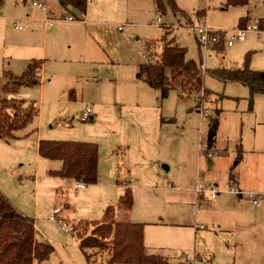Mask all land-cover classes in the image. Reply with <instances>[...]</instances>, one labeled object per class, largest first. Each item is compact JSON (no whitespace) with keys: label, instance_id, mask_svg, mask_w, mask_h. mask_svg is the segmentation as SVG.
Wrapping results in <instances>:
<instances>
[{"label":"rangeland","instance_id":"obj_1","mask_svg":"<svg viewBox=\"0 0 264 264\" xmlns=\"http://www.w3.org/2000/svg\"><path fill=\"white\" fill-rule=\"evenodd\" d=\"M39 1L45 3V0ZM174 1L178 12H174L170 0H162L163 8L158 7L157 0H89L88 16L85 18L88 22H98V25H89L93 32L89 34L91 38L87 43L81 42L79 35L81 43L75 42L68 50L72 45L71 39L62 37L54 41L48 37L44 92L43 84H38L22 87L18 94L5 93L3 89L6 86L12 88L14 83L0 76V112L13 119L28 111L29 105H33L37 111L32 122L17 133L20 139L12 141L9 147L1 142L5 151L0 152V157L5 154L6 158L0 160V164L8 166V171H2L6 173L2 177L10 175L18 189L26 194L27 203L32 207L36 195L39 196L41 210L37 214V225L54 241L51 242L54 253L41 264H89L81 250L79 234L89 235L94 226L92 223L102 222L104 213L100 211L102 206L99 204L103 193L99 197L83 198L75 183L64 182L48 174L46 167L57 168L61 164L59 161L42 162L49 164L37 166L35 154L38 136H42L43 140L98 145L99 179L104 183L119 175L132 184H154L157 181L155 171L162 172L164 166H172L171 178L176 171L178 177L185 179L197 171L200 154L209 149V123L218 119L216 148L212 151L222 155L217 158L213 153L210 157H201L205 165L218 159L212 177L219 180L222 188L229 187L231 170L236 177L240 174L248 185L258 176L261 178L257 181L264 182V155L257 154L264 153V94L256 95L251 103L249 88L237 82L222 81L211 74L216 69L240 68L247 53L252 59L253 52L244 55L243 49L253 41L255 35H249L246 42L237 43L231 48L219 44L205 50L200 47L192 29L205 20L208 27L221 30L228 38L239 29L243 18L245 20L241 27L248 23V17V24L259 23V18H264V0H249L247 4L238 6H229L228 0H211L209 6L202 0ZM32 2L28 0L24 4V0H4L1 10L4 17L10 16L12 19L1 22L5 38L0 34V58L4 52H13L14 44L20 39L23 31L16 26L27 31L29 26L23 19L28 14L41 17L40 10L33 8ZM201 10H206V17H203ZM64 11H58L56 16L81 17L77 11ZM66 23H57L56 27L71 29ZM173 25H176L175 29ZM168 30H171L169 39L174 33L179 45L187 49V59L199 65L203 85L200 90L186 87L185 93L180 88L173 89L163 98L161 90L151 87L138 74L143 64L157 59L163 47L162 39ZM39 34L42 32L33 33ZM52 44L56 45L53 49ZM83 47L85 54H82ZM97 50L103 56L97 57L98 61L94 62L88 53ZM56 57H66L68 62L63 66L60 62H54L53 58ZM167 75H171L169 69ZM49 79L51 83H48ZM11 97L18 100L24 98L25 101L17 104L5 102ZM87 106L92 107L94 119L82 123L80 116ZM199 109L207 110L208 116L204 117ZM15 147L18 151H15ZM240 150L241 163L236 165ZM15 155L21 159L17 167L12 164ZM153 173L154 176H150ZM21 180H24V184H21ZM199 184L203 185L202 182ZM93 186L86 188L93 189L89 188ZM158 186L159 189L151 196L153 214L146 218L151 223H159L162 211L165 220L173 221L146 228L145 248L148 254L160 256L168 264L179 262L183 253L203 260L211 259L212 264H237V258L245 255L249 244L255 246L256 240L259 239L264 250V222L237 226L235 220L229 221L233 216L237 218L233 209L225 211L215 206L214 200L197 205L192 194L186 192L184 202L180 201L183 205L179 216L171 219L169 214H175V209L166 203V199L172 193L162 187L161 180ZM56 189L64 191L57 196L59 205L50 195ZM114 202L112 204L116 208L106 220L125 222L120 220L121 212L117 210L120 201ZM64 204L67 205L64 207ZM56 207L64 209L63 217L67 214L69 221L63 220L68 228H75L74 233L50 220ZM245 208L250 211L257 207L248 204ZM242 241L243 246H239L238 243ZM108 258L107 255H98L96 264H105Z\"/></svg>","mask_w":264,"mask_h":264},{"label":"trees","instance_id":"obj_2","mask_svg":"<svg viewBox=\"0 0 264 264\" xmlns=\"http://www.w3.org/2000/svg\"><path fill=\"white\" fill-rule=\"evenodd\" d=\"M57 1L65 11H71L72 8L86 14L89 0ZM248 1L228 0V5H245ZM157 3L159 8H163L162 0H157ZM170 3L174 12H178L175 1L170 0ZM2 6L3 0H0V9ZM244 20V18L241 20L240 26L244 24ZM170 31L168 30L162 39L163 48L160 55L155 61L143 64L138 74L139 78L144 77L151 87L161 90L163 98H166L173 89L180 88L185 93L186 87L200 90L203 85L199 65L194 60L187 59V49L178 44L175 35L169 39ZM250 63L248 53L243 68L216 69L211 74L222 81L237 82L249 88L250 101L253 103L256 95L264 94V72L253 71ZM40 67L41 61L33 60L21 76L4 72L3 76L12 80L14 86L12 88L6 86L3 91L16 94L22 87L37 86L40 82L36 72ZM168 69L171 71L170 76L167 75ZM5 102L18 103L14 98ZM36 114L33 105H29L28 111L14 116L13 119L0 112V138L6 142L14 139V133L25 129ZM218 129L219 120H211L207 134L210 148L216 142ZM39 155L43 159L62 162L60 170L49 172L52 177L81 182L86 186L98 182L99 147L96 144L41 140ZM241 159L240 150L237 164ZM120 203L125 211L132 210L134 197L131 188L125 190ZM114 209V206H109L105 211L104 220L92 223L94 226L89 235L82 232L79 234L80 247L88 263L96 264L98 255H107L109 258L105 264H168L160 256L146 254L144 224L106 220L113 214ZM53 253L52 244L40 238L35 220L20 212L0 189V264H41L49 260Z\"/></svg>","mask_w":264,"mask_h":264},{"label":"crops","instance_id":"obj_3","mask_svg":"<svg viewBox=\"0 0 264 264\" xmlns=\"http://www.w3.org/2000/svg\"><path fill=\"white\" fill-rule=\"evenodd\" d=\"M210 1L211 0H207V1H203V2L207 3V5L209 6ZM3 2H4V0H3ZM27 2H28V0H24V4H26ZM33 2H39L42 5H44L43 8H38V7L33 6V8L40 10L39 16H41V17H38V18L31 17L28 14V17L23 19V21L28 24L29 28L27 31L24 29L22 30L23 33L19 35L20 39L13 46V52L10 51L8 54H6V52H4V54L1 55V58H0V76L3 75L4 72H11L15 76H21L26 71L27 67L29 66V64L33 60L41 61V67L37 70L36 74H37L38 80L40 79V81H39L40 84L41 85L43 84V86H44L42 88V91L44 92L46 81H44L43 79H45L46 74H47V61H48L47 40H48V37L50 36L52 39H54V41H56L59 38L61 39L62 37H66L69 40L71 39L72 45L68 49V50H71L72 46L75 42L87 43L90 40L91 36L89 34H92L93 30L89 29L90 28L89 25H98V22H93V21L88 22L85 18L86 16H88V14H81L80 13L81 17L78 19L75 18V21H72V22L66 21V18L69 16H62V15L56 16L58 11H61V10L64 11V9L59 5L57 0H45V3H43L39 0H33ZM33 2H32V5H33ZM70 9L74 10L72 8H70ZM74 11H76V10H74ZM200 12H203L204 13L203 17H206V10H201ZM8 18H11V17L10 16L4 17V12H3V10L0 9V28H1L0 34L2 36H4V38H5V31H4V29L2 30L1 22H3L4 19H8ZM48 18H50L52 21L47 22L46 20ZM247 20L249 23L250 18L248 17ZM203 21H205V20H203ZM259 21L264 22V18H259ZM61 22H67L66 24L70 25L72 28L71 29H65V28L58 29L56 27V24L61 23ZM248 23L245 24V26L248 25ZM173 26L175 29L176 25H173ZM239 28H243V27L240 26ZM210 29L215 30L213 28H210ZM36 31H39V32L41 31L42 34L41 35L40 34L39 35H33V33ZM215 31H217V30H215ZM79 35L82 37L81 42L78 40ZM173 35H175V34L173 33ZM253 35H255V38L253 39V41H250L249 44L247 46H245L243 49L244 55L247 52H253V56H252L251 63H250V68L253 71L264 72V33H262V34L253 33ZM162 45H163V43H162ZM199 45H200V43H199ZM53 47H56V45L52 44L51 48L53 49ZM200 47L204 48L201 45H200ZM209 48H212V47H208V48H204V49L208 50ZM82 49H83L82 54L83 53L85 54V47H83ZM63 52L64 51H62L61 53H63ZM91 52L92 53H88V54H90L92 56L94 62L98 61L97 57L103 56L99 50L91 51ZM161 52H162V50H161ZM159 55H160V53H159ZM53 60H54V62H60L61 64H63V66H65V64L68 62V59L66 57L65 58H59V57L57 58L56 57V58H53ZM244 63L242 66H240V68H243ZM19 71H21V72H19ZM18 73H22V74H18ZM81 79H83V78H81ZM51 82H52V80L49 79L48 83H51ZM19 91H20V89H19ZM18 93H20V92H17V94ZM12 95H14V94H12ZM16 100L19 103H24V101H25L24 98L21 100L20 99L19 100L16 99ZM18 132L19 131L15 132V134H14L15 138L12 139L10 142H6L5 140H2L0 138V152H2V150H3L1 142L6 143L7 146L9 147V146H11L12 141L21 138L17 134ZM41 140H43L42 136H38L37 140H36V154H35V160H36L37 166H39L40 164H46L47 165L49 163H42V162L52 161V160L43 159L39 155V143ZM216 142H217V139H216ZM216 142L211 148L208 146L209 149L207 152H202L200 154V157H199L200 161H198L197 171L195 170V173L194 174L192 173L186 179L183 177H178V175H177L178 171H176L177 176L175 175L174 177L171 178L170 172L172 170V166H170V167L164 166V170L162 172L160 170L155 171L157 181L154 182V184H151V182H146L144 184H132L130 182V180H128L127 178H121V177H119V175H117L116 179H113L111 181H107L104 183V182L100 181L99 172H98L97 184H95L94 186L91 185L93 187H89V188H93V189L87 190V188H86V189L82 190V189H78L77 186H76V189L80 190L82 192V197L87 198V199L90 198V196L99 197L98 195L99 194L101 195L103 193L102 200L101 201L99 200V204L102 206V210H100V211L104 213V217H105L106 209L109 206H113L112 203L114 201H116V200L120 201L125 190L127 188H131L133 191V197H134V206H133L132 210L125 211L123 208H121V205H118L117 210H119L121 212V214L119 215L120 220H125L127 222L140 223V224L145 225V232H144V234H145V245H146V237H147L146 236L147 235L146 228H148L149 225L159 226V225L168 224L169 222H167V221H173V220H165V218H163L165 213L162 211L160 212L161 218H160L159 223H151V222H149L150 220H147V218H146V217H149L150 215L153 214L152 209H151L152 208L151 196L153 195V193L156 190L159 189V186H158L159 180L162 181V187L168 189L172 193L170 195V198L166 199V203L168 205H173V207L175 209V214H169V218H171V219H172V217L179 216V212L181 211L182 205H183L182 202H184L183 196H184V193L186 192L188 194H192V197L196 201L197 205L214 200V202L216 203L215 206H219L222 209L224 208V209H226L225 211L233 209L235 211L234 214L237 213V218L235 216H233L232 217L233 219L230 218L229 221L231 223L233 220H235L237 222V226L239 224L256 225V224L263 223L264 222V199L261 202V204L256 206L257 207L256 209L253 208L252 210L248 211V209L245 208V205L249 204V205L254 206L248 199H246L244 197L236 196L235 194H231L229 192L228 185L226 186V188H222L219 180L217 178L212 177L215 169L217 168L218 159H216L217 161L213 159L211 163H206V165H205V161L201 160V157H204V156L210 157L213 153L217 155V158H220V156L222 155L220 152L212 151L213 148H216ZM260 147H262V146H260ZM14 149H15V151L16 150L18 151L17 147H15ZM260 150H263V148H260ZM3 151H5V150H3ZM2 153H4V152H2ZM257 154L264 155L263 152L257 153ZM5 158H6V155L4 154L3 156L0 157V160L3 161V160H5ZM20 161H21V159L15 155L14 161H12V164H16V167H17V163H19ZM59 162L61 164L57 168L50 169V168L46 167V171L49 170L48 174L50 171H58L62 168L63 164L61 161H59ZM236 165H238L237 162H236ZM48 166H51V165H48ZM2 171H8V166L0 164V189H1V191L5 194V196H7L10 199V201L17 207L18 210H20L21 212L25 213V215H27V216H29L35 220V227H36V230H37L38 234L40 235L41 239H44V237H45L47 239V241H49L50 243L51 242L54 243L53 239L50 238L49 236H47L46 234H44V232L40 231V229L37 225V221H38V218H37L38 215L37 214L41 210V205L39 203V196L36 195V200H35V203L32 207V205L30 203H27V197H26V194L23 193V190L18 189L16 183H13L10 175H8V177L7 176L2 177L3 175L6 174ZM166 172H168V173L166 174ZM232 172H234V171L231 170V172H230L231 176H230V179L228 181L229 185H230V183L233 182L236 185V187L240 190H244V191L247 190L248 192H256V193H263L264 194V182L257 181V179L261 178V176L256 177L255 181L252 184L248 185L244 181L243 177L240 174H237V177H236V175L232 174ZM155 173H153V175H150V176H154ZM186 177H187V175H186ZM122 179H125V180H122ZM62 180L64 182L68 181L71 183H75L76 185H77V183H79V182H75L73 180H66V179H62ZM125 182H127V183H125ZM201 182L205 186L216 187L220 191V195L215 199H211L210 197H200L199 198L197 193H196V188L200 185L199 183H201ZM35 183H37V181H35ZM21 184H24V180H21ZM153 185H155V186H153ZM166 185H167V187H166ZM54 191L55 192L50 193V195L55 197L56 205H59L58 202L60 199L57 202V199H58L57 196L59 195V193L63 194L64 191L58 190V189H56ZM233 195H235V196H233ZM180 201H182V202H180ZM114 203H116V202H114ZM65 205H67V204H64V207H65ZM204 206H207V205L204 204ZM55 209H57V207ZM58 209H61V214L59 215V218L69 221V217L67 216V214H65V216L63 217L64 209L61 207H58ZM66 209H68V208H66ZM236 210H237V212H236ZM65 213H66V211H65ZM171 223H173V222H171ZM231 227H233V224H231ZM256 241H257L256 242L257 248L254 249V247L256 245L250 246V244H249V247L246 246V247H248V249H245V251H244L245 255H240V257L237 258V261L235 263H237V264H264V250H263L262 243L259 242V239ZM238 244H239V246H243L242 245L243 241H242V243L239 242ZM258 246H260V248ZM237 248H238V246H237ZM167 252H170V250L167 249ZM146 254L147 255H153V254H148L147 248H146ZM182 255L180 256V261L177 263H173V264H183L185 259L182 258ZM170 263H172V262H170Z\"/></svg>","mask_w":264,"mask_h":264},{"label":"built area","instance_id":"obj_4","mask_svg":"<svg viewBox=\"0 0 264 264\" xmlns=\"http://www.w3.org/2000/svg\"><path fill=\"white\" fill-rule=\"evenodd\" d=\"M207 1V0H203ZM33 6L38 7V8H43L44 5H42L39 2H33ZM47 22H51L52 20L48 18L46 20ZM66 21H75V18L72 16H69L66 18ZM161 20L159 19V22ZM18 24V23H16ZM18 30H23L21 26H16ZM194 32L197 35L198 41L200 45L204 48L208 47H214L219 44H223L226 47H233L237 43H243L247 40L248 36L250 34H262L264 33V22H259L255 24H248L243 28H239L238 30L234 31L228 38L227 34L221 31H215L210 29L205 21L198 22L196 26L192 27ZM200 112L203 114L204 117L208 116V111H204L203 109H199ZM94 119L93 116V110L91 106L85 107L84 111L82 112L80 116V121L82 123H88ZM77 188L78 189H86V185L84 183H77ZM229 192L231 194H235L236 196L244 197L248 199L254 206H258L261 204V202L264 199V194L263 193H256V192H245L243 190H240L236 187V185L232 182L229 185ZM196 193L198 197H210L211 199H215L220 195V191L216 187H210V186H205V185H199L196 188ZM61 214V209H55L52 215L50 216V220L52 222L58 223V225L66 230L68 226L64 222L63 219L59 218V215ZM201 229H204V226L201 227ZM68 231L71 233L75 232L74 227H69ZM182 258L185 259L183 264H197L199 262L203 264H212L211 259H205L203 260L200 257L197 256H189L188 253H183Z\"/></svg>","mask_w":264,"mask_h":264}]
</instances>
